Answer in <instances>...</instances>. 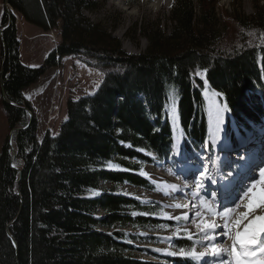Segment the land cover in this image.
Instances as JSON below:
<instances>
[{
  "label": "trees",
  "instance_id": "trees-1",
  "mask_svg": "<svg viewBox=\"0 0 264 264\" xmlns=\"http://www.w3.org/2000/svg\"><path fill=\"white\" fill-rule=\"evenodd\" d=\"M108 1L7 0L27 22L46 31L58 27L60 43L43 66L28 67L21 62L15 18L7 11L2 16V28L10 21L3 33V88L11 103L3 101L2 108L10 131L24 129L14 132V162L9 137L0 151V264H149L131 254L133 242L157 238L128 229L153 234L176 223L135 198L93 191L102 182L156 191L142 168L169 159L177 134L188 152L210 144L208 90L227 105L225 133L234 148L238 135L264 118V5L254 17L224 11L219 27V0H176L171 27L151 30L146 51L133 55L85 15ZM67 56H89L97 61L89 64L113 71L93 95L69 101L59 134L47 131L39 143L23 91ZM173 99L178 130L166 113ZM190 244L178 239L176 246L188 250ZM171 260L194 264L191 255Z\"/></svg>",
  "mask_w": 264,
  "mask_h": 264
},
{
  "label": "rangeland",
  "instance_id": "rangeland-1",
  "mask_svg": "<svg viewBox=\"0 0 264 264\" xmlns=\"http://www.w3.org/2000/svg\"><path fill=\"white\" fill-rule=\"evenodd\" d=\"M153 1L154 0H109L104 8L100 9L98 12L86 11L85 15L93 22L98 23L106 28L118 40H120L122 42L123 49L127 53L137 55L146 51L148 47L147 37L148 33L151 30H160L164 32L171 27L170 14L176 3V0H174V3L169 8H165V6H163L156 11L149 7L150 3L152 4ZM258 5L259 7L264 5V0H259L258 3H256V0H219L217 6L218 8H216V12L220 14L218 20L219 27H221L222 25L221 15L224 11H228L231 15L254 17L257 13ZM5 11H7V13L9 14V18H11L10 16H13V18H15L17 38L20 42L19 45L21 62L24 65L32 68H39L43 66L49 54L52 51L56 50L58 44L60 43L59 28L57 27L51 29L50 31H46L38 26H35L34 24L27 22L26 19L21 15V13L16 11L8 2H6V0H0V22ZM199 12V8H197V13L199 14ZM8 23L9 27L10 21ZM8 27L2 28V26H0V151L3 144L8 137L10 138L11 132L13 131H10L5 113L2 108L4 98L2 96L1 89V72L2 62L4 59V40L2 39L4 36L2 34L1 37V31L5 29V32ZM91 61L92 63H95L96 60L89 56L64 57L63 59L57 61L56 66L48 67L45 74L36 83L32 84L23 91L24 96L29 102L32 109L31 112L30 110H28V108L27 110L30 112L31 117H35L38 124L37 140L39 143L43 141L47 131H49L53 136L59 134L61 125L67 120V104L69 101H77L86 95H93L98 90L105 76L113 71L112 68L101 69L98 66L91 65L89 64ZM205 97L210 112V126L211 129L213 128L215 131H217L219 141L217 142L214 138H212L211 151L207 148L206 151H203V148L200 147L199 150L202 151V156L207 155L208 151H210L213 155L212 158L215 159V157H218L216 150L223 151L224 147H229V144L225 139V123L227 120L228 111L222 114L223 119L221 120L218 116V112L225 105L223 99L213 90H208ZM176 106L177 101L173 99L169 106L168 115L170 119L177 124ZM263 121L264 118L262 119L261 123ZM258 123L259 122L256 121L247 130V133H249L251 130L253 131V129L251 128ZM255 132H252L253 135L244 137L245 143H240V149L231 152L228 151V157L223 156L222 158H220V160L222 161L221 164H224V169H232L229 172V176L226 175L225 177L226 173H221L223 179L220 181V183H224V187L230 186L231 184L235 183L236 180H240L241 178V182H238V188L231 198H234L238 195L240 199H246V197H243V192L241 191V189H239L241 183L242 185L245 184V187L243 186V189H252L251 191L255 192L254 196L251 198V201L254 203V209L250 216L264 210V205H261L260 203V194L261 189L264 188V179L261 178V175L260 177H258V175H255V172L257 170H259V173L261 171H264V144L262 145V147L259 143L255 146V148L257 147L258 149L261 148L259 157L263 158L261 160L263 161V163H260L261 161L257 163L255 161L258 153L255 152L254 142H258L260 140L253 139ZM178 142L179 140L177 141V143ZM252 142L254 144H252ZM177 143L172 148V156L167 163L158 167L147 166L143 168L142 175L150 180H153V178L147 175L146 171L149 169H157V171L161 173H163V170H165L167 171L166 173L175 172L176 174H178V172H190L189 174H194V172H196L197 170V166L195 167L193 163L199 164L196 156H194L192 160L186 159L184 161H178L176 159L177 156H179L178 152L181 151L183 147L182 145H177ZM13 144L14 148L12 146L11 147L17 152V146L14 142V139ZM245 148L248 149L247 162L252 160L257 163L253 166L262 167L261 170L257 168L253 170L254 167H252V170L248 172V175H246L254 177L253 179L255 180L250 182L240 172L246 168L245 166L247 165V163L242 164L238 161L240 160V157L241 159H244L246 157V155L244 156ZM233 155L235 156V158L232 157ZM224 157L227 158L224 159ZM181 158H183V155H181ZM12 161L14 162L15 159H12ZM171 163H175L177 165L172 166ZM110 167L113 169L117 168L115 164H111ZM187 167L188 169H186ZM153 182L158 185V190L155 192L136 188L129 184L114 187L111 183L105 184L106 182L100 183V187L98 188L101 191L114 190V192L118 194L128 197H134L135 199L142 202L146 208L155 209L156 215L159 218L184 223V225L179 228H170L166 229L165 231H159L153 234L148 233V231L146 230H138L133 228L129 229L128 232L132 235L141 236L142 238H146L147 235H152L157 238L156 243L152 241L147 242L141 239H136L135 242H133L135 249L131 254H134L137 259L149 264H174L171 260L174 255L188 256V254L186 253H191L193 249L197 254H211L210 248L201 246L208 236H205V234H200L201 237L199 238L197 226H194L192 223L189 224L188 219H190V212L187 213V215V210L182 214L173 212V210H171L167 204L163 203L160 200V195L165 190V184L156 180H153ZM253 185H255L254 189L252 187ZM206 187H208V185H205V188ZM212 189H214V187ZM228 189L225 192H227ZM206 191L209 192V194L205 195L204 198L207 202H211V204L213 205V212H221V219H225L226 216L224 215V207H222L221 205L217 207L212 201V197L215 192L213 190L211 191V189H206ZM251 191H249L248 194ZM93 192L96 193L98 191L96 189ZM93 192H87L85 196H93ZM144 192L150 193V197L148 199H146L147 197L144 196ZM202 205V207H205L208 204L203 203ZM169 217L173 218L170 219ZM175 217H180V219H174ZM244 223L247 224V221H245ZM222 226L223 228L221 232L225 233L226 229L230 227V223L223 222ZM235 232H232V237H235ZM169 235L173 236L171 240H169ZM166 239L169 241H165ZM178 239H189V241L194 244H190L192 245L191 249L182 250L176 248ZM198 244L201 245L199 246ZM211 245L215 247V245L217 244L212 243ZM147 249H153L154 251H156V255L149 254ZM204 256L198 255V257H194V259H196L195 264H203ZM223 259L224 261H230L231 257L228 254L226 256H223ZM216 262L219 263L218 261H215L214 264H217ZM232 264H235V262Z\"/></svg>",
  "mask_w": 264,
  "mask_h": 264
},
{
  "label": "bare ground",
  "instance_id": "bare-ground-1",
  "mask_svg": "<svg viewBox=\"0 0 264 264\" xmlns=\"http://www.w3.org/2000/svg\"><path fill=\"white\" fill-rule=\"evenodd\" d=\"M174 3V0H154L152 2V4L150 3L149 7L151 9H153L154 11L162 8L163 6H165V8H169L172 4ZM212 104V102H211ZM264 122L261 123L260 125H257L255 128H253V131L251 130L248 133L249 135H253L252 132H255L257 129V131L254 133V140H260L258 142H252V144H254V149L255 152L258 153L256 161L257 163H259L263 158L259 157V152H261V148H255L256 144H260L261 147L264 144ZM260 131H263V133L258 134ZM214 135V139L215 141H219L218 136L216 135L215 130L213 129V132L211 133V135ZM217 136V138H216ZM253 140V141H254ZM242 143H245L244 140L242 141ZM226 147L223 148V150H225ZM245 152L244 153H248V149L245 148ZM223 152V151H222ZM16 151L12 148V155H13V159H16L17 157ZM223 156H226V154H224ZM222 156V157H223ZM228 157V156H227ZM227 157H224V159H226ZM232 157L235 158V156L233 155ZM239 158V157H238ZM229 161V160H227ZM260 163H263V161H261ZM253 164V163H252ZM252 164L245 166L246 168L243 169L241 172V174H243L244 176H246L249 172V168L252 166ZM164 172H158L157 169H149L147 170V175H149L151 178H153L156 181H160L163 182L165 184V190L162 192V194L160 195L161 198L160 200L167 204L171 210H173V212L175 213H184V211L187 210V213L190 214V219L189 220V224H193L194 226H197V230L199 234H205V229H203L202 227H198V225H201L202 223H211L215 225L214 231L212 232V235L208 236L207 239L203 242V244L201 245L202 247H204V245L206 244H212V243H216L217 245H215V247L217 249H223L224 250V254L223 256L228 255L229 250L231 249L233 243H234V239L235 237H232V232H235V222L237 219H239L240 216L244 215V213L247 211V206L249 204V202L251 201V198L254 196L255 192H249V190H247L246 192V199H240L237 196H235L234 198H231L234 195V192H236V189L238 188L237 184L238 182H241V178L240 180H236L235 183L231 184L230 186H226L224 187V183H220V186H222L223 188H221V191H226L228 188L227 192H224L225 194L221 195V197L219 198L218 196H215L212 198L213 203H215V205L217 207H219L220 205L222 207H224L223 209L227 208H235V211L233 213H230L228 216H226L225 219H221V212H217L214 213L212 208L213 205L211 204V202H207L206 199L204 198L205 195L209 194V192L206 191V188L203 186L198 185V182H190L189 184H185L184 180H187L190 178L189 174L190 172L184 173V172H178V174H176L175 172H169L166 173L167 171L163 170ZM258 173V174H257ZM259 170H257L255 172V175H259ZM227 174H225L226 177ZM243 176V178H244ZM202 177V176H201ZM252 177V176H251ZM198 177L196 176V179ZM242 178V179H243ZM170 185H176V187L179 189L178 191L175 189H170ZM242 186V183L240 184V187ZM239 187V188H240ZM165 193H170L169 195H166ZM245 194V192H244ZM248 194V195H247ZM144 196H146L148 199L150 197V193L144 192ZM242 196V195H241ZM179 203L182 205V207L180 208H176L175 204ZM203 203H207L208 205H206L205 207H202ZM209 209H211V211H209ZM189 216V215H188ZM254 216H264V210L257 212L254 215L249 216V218H253ZM223 222H229L230 223V227L226 229V232H221L223 226L222 223ZM233 225V226H231ZM246 224H242L241 225V230L243 229V227ZM172 235H169V240L172 239ZM227 239V240H225ZM169 240H165V241H169ZM223 241V244L221 243ZM231 260H225L226 264H232L235 262V257L231 256ZM224 260V259H223ZM215 261H217L215 258H213L211 256V254L205 255L204 259H203V264H214ZM217 263V262H216ZM219 264V263H217Z\"/></svg>",
  "mask_w": 264,
  "mask_h": 264
},
{
  "label": "snow or ice",
  "instance_id": "snow-or-ice-1",
  "mask_svg": "<svg viewBox=\"0 0 264 264\" xmlns=\"http://www.w3.org/2000/svg\"><path fill=\"white\" fill-rule=\"evenodd\" d=\"M228 111L227 105L225 104L222 109L219 110L218 116L222 120L223 113ZM261 178L264 179V171L260 172ZM170 189L179 190L176 185H170ZM253 189L255 185L252 186ZM252 189H249L251 191ZM169 195L170 193H165ZM260 203L264 205V188L261 189L260 194ZM176 208L182 207L181 204L176 203ZM254 203L252 201L249 202L247 206V211L244 215L240 216L239 219L235 222V239L234 243L229 250V255L235 257V264H264V216H254L253 218H249L250 214L253 212ZM211 211V209H209ZM235 208H225L224 215L228 216L230 213H233ZM172 219L173 217H169ZM186 218V217H185ZM174 219L179 220L180 217H175ZM247 221V224L241 230V225ZM198 227H202L205 229V236L212 235L214 231L215 225L211 223H202L198 225ZM222 243V242H221ZM205 248H210L211 256L215 258L219 264H226L223 260L224 250L217 249L211 244L204 245ZM193 257L204 256L205 253L197 254L193 249L191 253H186Z\"/></svg>",
  "mask_w": 264,
  "mask_h": 264
},
{
  "label": "water",
  "instance_id": "water-1",
  "mask_svg": "<svg viewBox=\"0 0 264 264\" xmlns=\"http://www.w3.org/2000/svg\"><path fill=\"white\" fill-rule=\"evenodd\" d=\"M6 2H7V0H6ZM5 30V29H4ZM4 30H2L1 31V37H2V34H3V32H4ZM3 39V38H2ZM2 42H3V40H2ZM4 46V59H3V62H2V72H1V89H2V96H3V98H4V101L7 103V104H11L10 103V101L8 100V98H7V96H6V93H5V91H4V88H3V81H4V77H5V73H4V65H5V61H6V49H5V45H3ZM24 109H26L27 110V108H24ZM31 122V121H30ZM30 124V123H29ZM29 126V125H28ZM22 129H24V128H22V127H19V128H15L12 132H11V135H10V138H9V141H10V144H11V146L14 148V144H13V133L14 132H16V131H19V130H22ZM17 153V152H16ZM21 176H22V173L20 172V178H19V180H21ZM12 226V224H10L9 226H8V233H9V229H10V227ZM11 236V235H10Z\"/></svg>",
  "mask_w": 264,
  "mask_h": 264
}]
</instances>
